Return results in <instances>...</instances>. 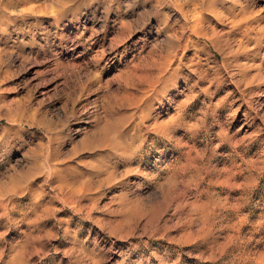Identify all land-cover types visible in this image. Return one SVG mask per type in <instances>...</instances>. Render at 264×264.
I'll return each mask as SVG.
<instances>
[{
  "label": "rangeland",
  "instance_id": "rangeland-1",
  "mask_svg": "<svg viewBox=\"0 0 264 264\" xmlns=\"http://www.w3.org/2000/svg\"><path fill=\"white\" fill-rule=\"evenodd\" d=\"M177 2L0 0V264H264V0Z\"/></svg>",
  "mask_w": 264,
  "mask_h": 264
},
{
  "label": "bare ground",
  "instance_id": "bare-ground-1",
  "mask_svg": "<svg viewBox=\"0 0 264 264\" xmlns=\"http://www.w3.org/2000/svg\"><path fill=\"white\" fill-rule=\"evenodd\" d=\"M186 2H188V3H190L191 5H193V6H195V7H197L199 4H198V0H183V2H177L176 4H177V6H179V8L181 9V11H183V9H182V5H183V3H186ZM234 19V18H233ZM183 20H185V22L188 24V21H187V19H185V17L183 18ZM240 20H241V18H240ZM239 21V20H238ZM235 22V21H234ZM240 22V21H239ZM239 22H238V24H239ZM195 23H196V21H195ZM232 23V22H231ZM236 23V22H235ZM195 26V25H194ZM234 26H237V23H236V25H234ZM195 30V29H194ZM184 34V33H183ZM196 37H199V34L198 35H196ZM203 37L206 39V40H208V41H210V40H213V34H212V36H210L209 34H205V35H203ZM215 38V37H214Z\"/></svg>",
  "mask_w": 264,
  "mask_h": 264
}]
</instances>
